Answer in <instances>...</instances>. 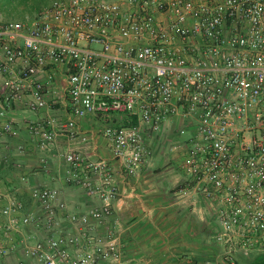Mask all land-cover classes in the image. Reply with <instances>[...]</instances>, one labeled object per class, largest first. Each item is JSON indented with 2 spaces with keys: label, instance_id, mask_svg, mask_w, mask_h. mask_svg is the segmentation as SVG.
I'll return each instance as SVG.
<instances>
[{
  "label": "built area",
  "instance_id": "2783aa9c",
  "mask_svg": "<svg viewBox=\"0 0 264 264\" xmlns=\"http://www.w3.org/2000/svg\"><path fill=\"white\" fill-rule=\"evenodd\" d=\"M0 74V137L20 135L11 108L61 96L70 116L27 120L31 138L46 150L59 134L86 140L82 121L97 117L128 176L151 161L149 136L194 121L180 164L214 205L222 260L264 254V0H53L24 19L0 14ZM62 157L66 181L99 202L70 210L58 188L35 185L26 212L0 174V253L24 225L29 264H135L114 214V163L76 148Z\"/></svg>",
  "mask_w": 264,
  "mask_h": 264
},
{
  "label": "crops",
  "instance_id": "0c3cea01",
  "mask_svg": "<svg viewBox=\"0 0 264 264\" xmlns=\"http://www.w3.org/2000/svg\"><path fill=\"white\" fill-rule=\"evenodd\" d=\"M61 75V74H60ZM5 90V76L0 74V96ZM49 97L52 98L51 94ZM59 99H51L48 107L34 112L23 104L11 108L9 116L15 119L20 135L0 137V153L7 160L0 165V174L6 188L22 198L26 212L35 210L31 188L35 185L59 189L70 210L86 209L99 202L96 195L76 184L68 183L64 176L66 164L62 154L72 148L79 149L93 159L108 158L116 167L118 195L114 201V214L119 219L122 239L128 255L135 264H213L217 248L212 243L216 224L214 205L191 184L181 167L183 148L194 130L195 122L183 117L175 118L163 130L147 136L153 145L151 161L134 176L126 175L114 158L104 137L97 134V117L82 121L88 138L69 139L59 134L52 150L41 148L30 136L27 120L45 116H70L68 108ZM2 109L0 97V110ZM188 128L184 134L181 128ZM24 145L25 149L19 146ZM28 180H23V175ZM1 209V202H0ZM212 224V225H211ZM25 231V226H22ZM30 230L29 226H26ZM14 234L16 249L0 253V264H29L25 254V232ZM10 239L5 238L7 245Z\"/></svg>",
  "mask_w": 264,
  "mask_h": 264
},
{
  "label": "rangeland",
  "instance_id": "374dc122",
  "mask_svg": "<svg viewBox=\"0 0 264 264\" xmlns=\"http://www.w3.org/2000/svg\"><path fill=\"white\" fill-rule=\"evenodd\" d=\"M53 0H14L10 2L9 0H0V14H2L7 19H24L27 14H33L44 7L46 4L50 3ZM183 168V167H182ZM185 175L189 177L187 172L184 170ZM213 227L215 228V224ZM211 224V225H212ZM209 238L211 239V234L213 235V230L211 229L209 232ZM215 241V239H214ZM214 246L217 248V252L215 254L216 261L213 264H226L221 258V250L222 247L215 242L212 241ZM221 249V250H220ZM253 255H241L239 257V264L249 263Z\"/></svg>",
  "mask_w": 264,
  "mask_h": 264
},
{
  "label": "trees",
  "instance_id": "16d2710c",
  "mask_svg": "<svg viewBox=\"0 0 264 264\" xmlns=\"http://www.w3.org/2000/svg\"><path fill=\"white\" fill-rule=\"evenodd\" d=\"M10 2L14 1V0H9ZM261 259H264V254H257V255H254L252 260L249 262V263H246V264H250V263H253L255 261H258V260H261Z\"/></svg>",
  "mask_w": 264,
  "mask_h": 264
},
{
  "label": "water",
  "instance_id": "95a60500",
  "mask_svg": "<svg viewBox=\"0 0 264 264\" xmlns=\"http://www.w3.org/2000/svg\"><path fill=\"white\" fill-rule=\"evenodd\" d=\"M250 264H264V259H261V260L255 261V262L250 263Z\"/></svg>",
  "mask_w": 264,
  "mask_h": 264
}]
</instances>
